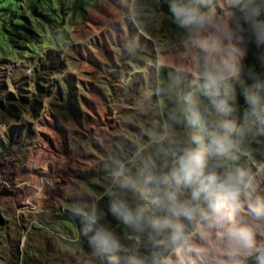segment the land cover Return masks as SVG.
Wrapping results in <instances>:
<instances>
[{
	"label": "rangeland",
	"instance_id": "obj_1",
	"mask_svg": "<svg viewBox=\"0 0 264 264\" xmlns=\"http://www.w3.org/2000/svg\"><path fill=\"white\" fill-rule=\"evenodd\" d=\"M76 1L0 7V264H90L72 252L76 245L68 242H76V228L65 212L92 213L100 197L113 194L111 185L125 164H135L152 142L176 141L151 98L158 69L186 72L193 81L209 71L223 79L240 73L243 52L233 34L231 0H211L196 35L181 44L166 32L146 34L130 0H101L72 28L67 46V32L82 16ZM61 2L68 7L64 23ZM17 21H28L38 34L26 50L10 39ZM142 23L150 30L159 26L149 19ZM140 37L154 49L144 63L132 53ZM203 41L215 50L202 48ZM42 66L56 69L45 75L49 70ZM41 77L44 90L51 92L35 115L30 108L44 91L38 88ZM69 85L75 101L84 100L80 122L59 112L57 92L66 98ZM238 204L232 221L196 219L162 264H237L260 248L264 215L257 217L249 206L264 208V165L241 191ZM233 227L251 231L250 247L231 242Z\"/></svg>",
	"mask_w": 264,
	"mask_h": 264
},
{
	"label": "trees",
	"instance_id": "obj_2",
	"mask_svg": "<svg viewBox=\"0 0 264 264\" xmlns=\"http://www.w3.org/2000/svg\"><path fill=\"white\" fill-rule=\"evenodd\" d=\"M29 1L14 0L9 4V1L0 0V7L9 10L15 4L20 7V3ZM99 1H76V5L82 9V16L67 32V46L72 43V28L81 24ZM210 1L130 0V10L146 34L155 36L156 32H166L181 44L194 37L200 26H184L186 17L181 9L191 5L206 15L210 11ZM213 1L217 3V0ZM231 2L233 34L243 52L238 78H225L212 85L206 79L193 81L186 72L159 68L153 87L155 93L151 98L159 105L157 117L176 134V141L152 142L137 155L135 164H125L111 185L113 194L100 197L92 213L65 212L76 228V237L73 238L76 242L68 240V243L76 245L72 252L91 260L90 264H162L174 249L182 245L184 237L194 228L199 217L190 221L183 215H176L165 193L176 189L172 176L178 170L184 151L196 146L192 143V137H199L207 151L206 173H244L241 191L258 168L264 165V0ZM67 11L68 7L61 2L62 23ZM145 19L152 20V23L159 22V26L150 30L142 23ZM14 26V32H9V35L17 49L26 50L28 43L37 41L38 34L28 21H17ZM136 42L132 52L135 61L144 63L152 59L154 49L151 42L141 37ZM56 67L42 66V69L49 70L45 73L48 75ZM42 81L44 78L41 77L39 90L45 88ZM50 92L45 89L39 99L34 100L30 109L35 115L40 100ZM65 93H68L66 98L62 91L57 92L56 101L61 102L59 112L80 122L84 114L79 104H84L83 98L80 103L76 102L71 86L66 88ZM64 109L66 112L62 111ZM224 125L229 128L225 129ZM212 133L227 136L222 155L217 154L210 144ZM165 176L169 177V185L160 182ZM191 193V188L180 186L177 201H191ZM192 204L208 211L203 196L198 201H192ZM3 223L0 213V226ZM176 223L183 224L184 230L174 240L172 225ZM237 264H264V243Z\"/></svg>",
	"mask_w": 264,
	"mask_h": 264
},
{
	"label": "clouds",
	"instance_id": "obj_3",
	"mask_svg": "<svg viewBox=\"0 0 264 264\" xmlns=\"http://www.w3.org/2000/svg\"><path fill=\"white\" fill-rule=\"evenodd\" d=\"M181 11L185 15L184 26L202 25L206 16L200 12L197 7L186 5ZM201 47L206 50H215L216 45H209L207 41L200 42ZM228 67V62H223ZM224 77L217 75L213 71L205 73V79L212 85L217 84ZM228 129V125H224ZM227 142L226 135L212 133L210 144L217 154L222 155L225 151ZM192 143L195 147H188L179 160V167L173 173L172 179L175 181L176 189L166 192L167 201L171 205L172 211L176 215H183L188 220H194L199 217L200 220L214 219L217 223L232 221L236 209L239 207L238 201L241 195V185L244 182V173L238 174H218L215 171L205 172L207 167V151L202 145L199 137H192ZM164 185H169L170 180L165 176L160 181ZM180 186L191 188V201L182 203L177 201V192ZM201 196L207 201L208 211L199 206H194L192 201L200 200ZM250 210L257 217L264 215V208L250 205ZM175 235L173 239H178L184 230L183 224L176 223L172 225ZM231 242L239 247H250L252 243V233L246 227H233L230 231Z\"/></svg>",
	"mask_w": 264,
	"mask_h": 264
}]
</instances>
